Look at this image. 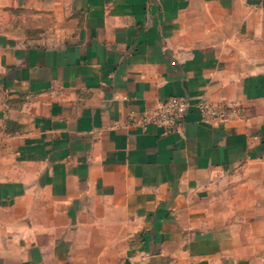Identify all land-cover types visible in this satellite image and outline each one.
<instances>
[{
	"label": "crops",
	"instance_id": "crops-1",
	"mask_svg": "<svg viewBox=\"0 0 264 264\" xmlns=\"http://www.w3.org/2000/svg\"><path fill=\"white\" fill-rule=\"evenodd\" d=\"M0 264H264V0H0Z\"/></svg>",
	"mask_w": 264,
	"mask_h": 264
},
{
	"label": "built area",
	"instance_id": "built-area-1",
	"mask_svg": "<svg viewBox=\"0 0 264 264\" xmlns=\"http://www.w3.org/2000/svg\"><path fill=\"white\" fill-rule=\"evenodd\" d=\"M195 106L202 114L203 121L209 123H223L231 118L237 117L240 107L235 104H221L207 100H199ZM190 105L180 99L171 98L162 106L141 117L136 121V125L146 126L149 124L157 125L166 130L177 128L188 113Z\"/></svg>",
	"mask_w": 264,
	"mask_h": 264
}]
</instances>
